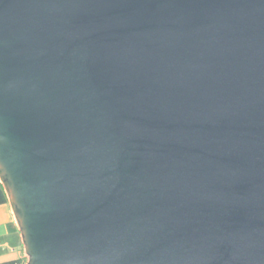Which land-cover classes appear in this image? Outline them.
Wrapping results in <instances>:
<instances>
[{"label":"water","instance_id":"obj_1","mask_svg":"<svg viewBox=\"0 0 264 264\" xmlns=\"http://www.w3.org/2000/svg\"><path fill=\"white\" fill-rule=\"evenodd\" d=\"M0 180L27 264H264V0H0Z\"/></svg>","mask_w":264,"mask_h":264},{"label":"crops","instance_id":"obj_2","mask_svg":"<svg viewBox=\"0 0 264 264\" xmlns=\"http://www.w3.org/2000/svg\"><path fill=\"white\" fill-rule=\"evenodd\" d=\"M9 201L0 204V262L25 257L20 231Z\"/></svg>","mask_w":264,"mask_h":264},{"label":"trees","instance_id":"obj_3","mask_svg":"<svg viewBox=\"0 0 264 264\" xmlns=\"http://www.w3.org/2000/svg\"><path fill=\"white\" fill-rule=\"evenodd\" d=\"M7 202H8L7 193H6L4 186L0 180V204L7 203ZM16 231H18L17 228H16ZM24 261H25L24 258H19V259L3 261V262H0V264H23Z\"/></svg>","mask_w":264,"mask_h":264},{"label":"rangeland","instance_id":"obj_4","mask_svg":"<svg viewBox=\"0 0 264 264\" xmlns=\"http://www.w3.org/2000/svg\"><path fill=\"white\" fill-rule=\"evenodd\" d=\"M24 247V246H23ZM25 261L23 264H27V261H28V256L25 254V257H24Z\"/></svg>","mask_w":264,"mask_h":264}]
</instances>
